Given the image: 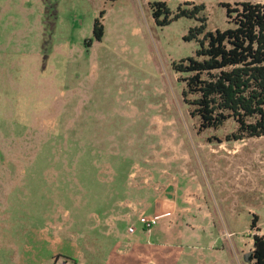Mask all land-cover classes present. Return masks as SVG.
I'll return each instance as SVG.
<instances>
[{"label": "rangeland", "instance_id": "rangeland-1", "mask_svg": "<svg viewBox=\"0 0 264 264\" xmlns=\"http://www.w3.org/2000/svg\"><path fill=\"white\" fill-rule=\"evenodd\" d=\"M159 1L172 11L204 4L199 16L208 30L223 31L231 27L224 5L262 0H0V187H14L0 194L8 210L1 244L25 243L59 208L69 222L65 233H80L88 264H103L116 249L108 216L127 203L145 210L174 178L185 181L188 198L203 197L213 232L262 235L252 221L258 213L264 222V136L228 141L234 120L200 129L173 69L198 49L183 38L199 22L157 26L151 4ZM167 221L154 230L168 231ZM229 251L228 264H252ZM11 260L0 247V264Z\"/></svg>", "mask_w": 264, "mask_h": 264}, {"label": "trees", "instance_id": "trees-1", "mask_svg": "<svg viewBox=\"0 0 264 264\" xmlns=\"http://www.w3.org/2000/svg\"><path fill=\"white\" fill-rule=\"evenodd\" d=\"M224 6L231 27L223 31L208 30L207 17L199 16L206 10L204 4L186 2L172 11L159 1L151 4V11L159 27L180 18L199 22L183 38L196 42L198 49L193 56L174 62L173 69L182 75L185 102L199 120L200 129H219L234 120L237 130L228 141L260 138L264 136V0ZM104 15L102 12L101 17ZM104 34V25L97 19L95 40L101 41ZM92 43L86 41V47ZM253 239L254 250L245 258L264 264V236L254 235Z\"/></svg>", "mask_w": 264, "mask_h": 264}, {"label": "crops", "instance_id": "crops-1", "mask_svg": "<svg viewBox=\"0 0 264 264\" xmlns=\"http://www.w3.org/2000/svg\"><path fill=\"white\" fill-rule=\"evenodd\" d=\"M172 180L158 197L150 200L145 210L127 203L116 214L108 216V224H105L106 235L111 237L113 248L116 249L112 248L111 254L103 264H166L161 258L167 259L168 262L183 261V264H228L229 250L232 255L236 254L237 258L254 250L252 235H242L236 230H227V233L221 230L220 233L213 232V216L204 208L206 202L203 197L197 195L192 199L188 198L183 186L185 181H177L176 178ZM13 189L14 187L1 186L0 194L7 196ZM3 199L1 198L0 202ZM189 204L192 206L189 207ZM1 206L0 220H3L8 215V210ZM147 211H152V214L172 212V217L167 221L168 231L154 230L156 227L146 231L142 225L138 229L136 224L139 222V215H152ZM248 212L253 214L252 204H249ZM229 214L234 220L241 218L237 210L233 209ZM255 215L252 222L263 235L264 229L259 228L264 226V222L260 221L263 217L258 213ZM65 216V210L57 208L47 214L43 223L37 222L39 226L30 231L25 243L18 245L0 242V247L5 246L12 252L10 264H88L87 249L82 246L80 233H65ZM187 217L193 219L192 226L183 224ZM121 225H126L127 231L123 232ZM130 226L136 227L134 234L128 233ZM123 239L129 240L127 251H122L120 247ZM119 248L122 250H118ZM186 248L192 250L186 251ZM117 251L119 255H115Z\"/></svg>", "mask_w": 264, "mask_h": 264}, {"label": "built area", "instance_id": "built-area-1", "mask_svg": "<svg viewBox=\"0 0 264 264\" xmlns=\"http://www.w3.org/2000/svg\"><path fill=\"white\" fill-rule=\"evenodd\" d=\"M172 217V212H163V213H154L152 215H147L145 213H141L138 217L139 223L143 226V228L146 231H151L157 225L162 221V220H169ZM136 232V227L130 226L128 228V233L129 234H134ZM263 236V235H260Z\"/></svg>", "mask_w": 264, "mask_h": 264}]
</instances>
